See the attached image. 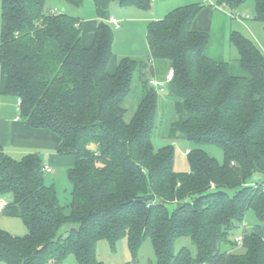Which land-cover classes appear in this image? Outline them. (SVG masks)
<instances>
[{
	"label": "trees",
	"instance_id": "1",
	"mask_svg": "<svg viewBox=\"0 0 264 264\" xmlns=\"http://www.w3.org/2000/svg\"><path fill=\"white\" fill-rule=\"evenodd\" d=\"M81 7L84 0H64ZM148 10L152 0H114ZM247 0H215L237 9ZM263 23L264 0H253ZM204 4L188 3L146 26L147 59L122 57L113 73L112 26L99 21L91 44H82V22L45 0H0V62L5 93L19 100V115L33 129L54 133L56 152L72 155L69 211L53 184H46L41 156L19 158L0 144L2 213L19 217L22 236L0 228V261L7 264L62 262L104 264L98 241L126 238L133 256L150 240L156 264H264V54L237 30L229 33L243 75L227 61L205 54L206 31L193 21ZM173 70L165 83L174 120L169 133L221 148L223 161L202 148L187 151L189 171L174 169V149L155 150L152 132L157 91L149 80L155 63ZM137 81V105L129 119L125 101ZM254 175L255 180H250ZM247 210L259 220L243 229L242 251H226ZM71 224L64 233L60 229ZM188 238L190 246L179 241Z\"/></svg>",
	"mask_w": 264,
	"mask_h": 264
},
{
	"label": "rangeland",
	"instance_id": "2",
	"mask_svg": "<svg viewBox=\"0 0 264 264\" xmlns=\"http://www.w3.org/2000/svg\"><path fill=\"white\" fill-rule=\"evenodd\" d=\"M89 3V0H84L83 5L77 8L68 5L64 0H45L46 7H55L59 10L58 12H60V10H65L71 14L78 15L83 19V26L85 27L88 24L87 21L98 14L97 9L93 5L91 6ZM108 10L115 14V17L118 19V21H120V26H123L119 29L115 28L114 26L112 27L114 40L112 46V57L108 68H113V73L116 70L117 62L120 58L130 57L133 59H147L150 55V52L146 42V19L130 18L127 20V17L132 15L133 10L130 8L120 9L118 4L115 2L111 3ZM229 11L235 15L232 16L233 30H238L246 36L251 37L264 54V27L262 22L254 19L253 0H247L237 9H229ZM84 29L85 28H83V30ZM84 37H86L85 31ZM223 48L225 52L227 51L226 54H224V61L226 60L232 65L238 64V67H240V64L237 60V50L230 43L229 38L227 39V43ZM165 72V66L160 62H156L154 75L156 77L163 78ZM241 72L243 73V71ZM138 90L139 86L137 81H135L129 96L125 101V107L127 108L125 115L126 119L131 117L136 108L137 97L139 93ZM156 91L157 114L152 132V143L154 149L157 150L162 146L171 145L174 149V169L178 172L189 171V164L186 155L187 151L192 148L199 147L204 149L209 155L215 157L217 161L221 163L223 161V152L218 146L214 144H196L183 138L174 137L169 133L170 126L175 115L173 112L172 101L167 95V85L164 84L162 87L157 88ZM11 148L13 151L18 150L13 146H11ZM36 149L32 148L31 150H33L35 153L37 152L38 154H40L39 152H43L39 149ZM53 154L57 155L55 151H53ZM57 156L59 159L50 163L52 172H45L44 179L46 184L54 185L60 203L65 206V211L68 212L69 209L67 205L71 200L72 186L68 179L67 171L73 165L74 157L72 155ZM255 177L256 175H254L250 180H255ZM258 222L259 220L255 216L254 212L252 210H247L243 221L233 228L230 238L234 240L235 237L243 234V229L249 231ZM70 226L71 224L63 225L60 229V232L64 233L68 228H70ZM0 228L5 229L9 233L17 236H22L27 232V227L21 218L7 216L3 213L0 214ZM182 244L188 245L192 250H194V247L188 238L181 239L177 247L179 248ZM222 249L235 252L242 251V247L239 244H223ZM96 257L104 264H156L152 243L149 239L143 242L135 256L131 254L126 238L118 240L115 242L114 246H112L108 240L101 239L98 241L96 246ZM0 264L7 263L0 261ZM46 264H78V262L73 255H69L61 263L48 262Z\"/></svg>",
	"mask_w": 264,
	"mask_h": 264
},
{
	"label": "crops",
	"instance_id": "3",
	"mask_svg": "<svg viewBox=\"0 0 264 264\" xmlns=\"http://www.w3.org/2000/svg\"><path fill=\"white\" fill-rule=\"evenodd\" d=\"M89 2L91 6L93 5L97 9L98 14L97 16H93L87 21L88 24L86 25V27L83 26V19L81 18L82 44L84 46H88L91 44L93 31L99 21H105L109 23L112 27L114 26L117 29L123 27L120 26V21H118V19L115 17V14L113 12L111 13L110 10H108L110 8L111 3H117L116 1L89 0ZM195 2L204 4V7L200 10L198 15L194 19L192 27L195 30L206 31L209 35V41L205 48V54L215 61H224V54H226L227 51L225 52L223 47L224 45H226L227 39L229 38L228 32L230 33V31L233 30L232 16L235 15L231 13L228 8L217 5L215 1L209 2L207 0H152V5L148 10H140L132 6H120L118 3L117 4L120 9L130 8L131 10H133L132 15L130 17H127V20H129L130 18H140L146 19L148 23L151 20H157L162 18L167 11H169L175 6ZM111 17L117 20V26L110 22ZM83 28L85 29L83 30ZM84 31L86 33V37H84ZM229 68L232 74H244V71L242 70L241 66L238 67V64L232 65L229 63ZM112 69L108 68V71L112 73ZM241 71H243V73ZM164 77L160 78L155 76L153 78L163 80ZM5 87L6 68L5 65L0 62V144L3 146L4 150L14 158H18L26 153L33 152V150L31 149L37 148L40 151H43L39 152L43 164L50 166V163L52 161H57L59 159L57 155L60 154L56 152V147L59 141L58 137L50 131L31 128L28 122L25 119L21 118L19 115V100L15 96L6 94ZM11 146L15 147L18 150L13 151ZM53 151H55L57 155L53 154ZM10 198L11 197L8 195V197L5 196L2 199L8 202Z\"/></svg>",
	"mask_w": 264,
	"mask_h": 264
},
{
	"label": "built area",
	"instance_id": "4",
	"mask_svg": "<svg viewBox=\"0 0 264 264\" xmlns=\"http://www.w3.org/2000/svg\"><path fill=\"white\" fill-rule=\"evenodd\" d=\"M209 2H212V1H215V0H207ZM53 11H57L58 9L57 8H52ZM110 22L113 23L114 25H118L117 24V20L113 17L110 18ZM173 77V70L172 69H168L166 74H165V77L163 80H159V79H156V78H151L149 80V83L154 86L156 89L159 88V87H162L165 83L169 82ZM43 170L46 172V173H49V172H52V169L49 165H44L43 167ZM5 205V202L3 200H0V214L2 213V209ZM235 242L239 245L242 244V236L241 235H238L237 237H235Z\"/></svg>",
	"mask_w": 264,
	"mask_h": 264
}]
</instances>
